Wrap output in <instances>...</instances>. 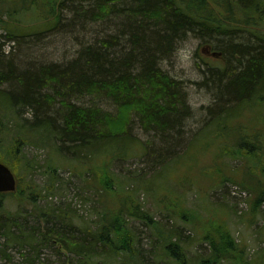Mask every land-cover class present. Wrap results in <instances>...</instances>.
<instances>
[{"label": "trees", "instance_id": "16d2710c", "mask_svg": "<svg viewBox=\"0 0 264 264\" xmlns=\"http://www.w3.org/2000/svg\"><path fill=\"white\" fill-rule=\"evenodd\" d=\"M66 2L78 19L92 15L93 11L84 14L80 9L85 2L96 8V19L118 11L124 28L110 35L108 41L83 47L67 65L50 64L34 71L18 69L13 59H4L0 47V160L8 163L18 178L16 192L0 193V235L6 236L0 244V257L13 260L8 245H19L29 250L20 252V264H188L186 235L178 228L163 231L134 195L126 192L123 196V188L114 187L116 179L110 164L115 158L131 155L125 147L133 141L126 136L133 112L141 118L144 129L154 130L164 145L154 166L159 163L165 167L184 156L185 169L192 171L198 167L200 155L227 135L228 139L216 145H220L217 153L230 155L231 160L243 159L245 173L240 179L227 177L218 164L211 171L204 168L201 174L219 186L234 182L247 190V221L256 224L264 211V0H0V28L9 27V38L17 36L25 28L17 22L27 17L39 19L38 24L44 28L56 27L61 22L60 6ZM191 36L222 52H215L212 62L218 64L210 67L206 76L217 98V103L208 106L211 119H215L206 120L205 130L194 138L184 136V154L164 158L162 152L173 149L172 141L180 135L177 129L183 123L185 126L192 108L188 94L160 62L178 42ZM116 44L121 47L116 48ZM5 84L11 86L4 88ZM70 94L76 99L87 95L108 98L117 105V113L105 111L96 103L78 105L69 100ZM56 100L63 106L61 115L53 107ZM23 106L34 109L33 122L22 117ZM51 106L52 113L48 109ZM45 143H52L59 155H64V148L78 157L104 150L105 160L88 165L99 184L97 190L105 193L108 204L103 214L86 218L71 203L42 207L37 204L36 188L25 197L38 213L32 227L7 211L6 196L24 199L21 165L28 162L27 172V167L37 169L41 164L33 160L31 165L22 149L48 146ZM57 170L52 168V173ZM52 182L44 190L48 194L54 193L51 189L57 180ZM178 206L172 212L192 224L196 239L207 248L197 264L242 263L246 248L234 236L221 207L198 214L186 206L185 200L184 207L181 203ZM133 221L160 230V249L154 246L145 251ZM46 248L56 252V262L42 256Z\"/></svg>", "mask_w": 264, "mask_h": 264}, {"label": "rangeland", "instance_id": "374dc122", "mask_svg": "<svg viewBox=\"0 0 264 264\" xmlns=\"http://www.w3.org/2000/svg\"><path fill=\"white\" fill-rule=\"evenodd\" d=\"M82 5L80 9L84 14L93 11L90 12L92 15L86 14L78 19L73 16L72 9L69 7L71 6L70 2H66L60 6L61 22L56 27L44 28V25L38 24L40 23L39 19H32L27 17L28 15L24 16L27 18H23V22H17L20 27L25 28L23 33L20 32L17 36L12 33L14 38H9V27H1L0 47L4 52V59H13L20 70L31 69L34 71L40 66H49L50 64L67 65L77 57L83 47L99 45L100 41H106L110 35L119 33V29L123 30L125 23L120 15H116L119 13L118 11L109 16L106 15L105 19L98 17L96 19L97 15L94 14L97 12L96 8L89 6L86 2ZM120 13L122 12L120 11ZM118 47L121 46L116 44V48ZM214 47L211 43H205L191 36L178 42L171 54L160 62L161 68L175 80L183 92L188 94L189 105L192 108L191 117L185 120V126L183 123L182 127L177 129L180 135L175 141H172L173 149L170 152H162L166 155L164 158L184 154V136L186 139L194 138L199 132L205 130L203 128L206 127V120L210 121L212 118L208 106L217 103V98L209 89V81L206 82L208 78L206 76L209 74L210 67L218 64L212 62L213 52H220L222 55L220 49ZM225 56L228 57L226 54ZM9 86L11 85L5 84L4 88ZM69 100L78 105L96 103L105 111L117 113V105L108 98L87 95L76 99L75 94H70ZM53 107L59 111V115L64 111L59 100ZM48 109L49 112H53L52 106ZM21 113L24 119H28V122L34 121L35 111L33 108H24L23 106ZM59 120L62 121L61 117ZM251 125L252 123L249 122L250 130ZM127 128L126 136L133 141H128L125 148L131 155L115 158L110 164L116 179L114 187L123 188L121 190L123 196H126V192L134 195L155 216V219L159 221L158 226L162 230L163 228H178L182 235H186L188 264H197L202 255L206 254L207 248H203L205 246H201V242L196 239V231L192 224L172 212V209L179 208L180 203L184 207V200L186 206L192 211H198V214H207L215 206L221 207L226 213L225 218L229 222L234 236L246 248L241 264H264V259L260 260L258 257L259 253L264 254V211L258 215L256 224H249L247 221L249 217L248 193L236 189L237 193L243 196L235 195L233 189L236 187L234 186L236 183L227 182L224 186H219L201 174L204 168L211 171L218 164L224 168V176L240 179V175L245 173L242 167L244 166L242 158L241 161L231 160L230 155L222 154L221 156L220 153H217L220 151V145L218 147L216 145L224 139H228L227 135L213 142L212 148L200 155L198 167L190 171L185 169L184 156L175 158L165 167H161L159 163L154 166L161 154V147L164 145L160 143L161 139L154 130L144 129L141 118L135 112L132 113ZM45 144L48 146L30 145L22 149V153L27 155V159H30L31 165L34 163L33 160H38L41 164L37 169L31 166L27 167L29 170L27 172L25 165L28 162L21 165L20 174L24 199L18 201L11 195L6 196L7 211L15 213L18 220L25 221L28 227H32L36 223L38 213L33 211L34 203L25 197L35 192L34 188H36L37 204L42 207L52 204L62 206L71 203L72 207H76L86 218H96L103 214L108 204L104 197L105 193L97 190L99 184L88 165L105 160L104 150L102 149L99 154L89 153V157H84V155L78 157L67 152L66 148L63 151L64 155H59L55 152L52 143ZM202 145L200 143V147ZM92 157L95 161L89 159ZM54 167L58 169L56 174L52 173ZM186 174L189 175L187 179ZM56 180L54 188L51 189L54 193L48 194V191H44L50 187L52 181ZM223 204L227 206V209L222 206ZM18 209H22L21 213L18 212ZM42 226H46L45 222H42ZM133 226L141 237V246L145 251L151 250L154 246L155 249H160L157 240L161 232L158 228L148 226L141 221H133ZM187 235L193 236L195 240H191ZM5 239V235H0V244L5 242ZM25 248L22 249L19 245H8L13 260L9 261L0 257V264H20L22 259L20 252L25 253L28 247ZM64 254L69 255L68 252ZM42 256L54 262L58 257L51 248L44 249ZM248 261L252 262L247 263Z\"/></svg>", "mask_w": 264, "mask_h": 264}, {"label": "water", "instance_id": "95a60500", "mask_svg": "<svg viewBox=\"0 0 264 264\" xmlns=\"http://www.w3.org/2000/svg\"><path fill=\"white\" fill-rule=\"evenodd\" d=\"M213 55H216L213 52ZM17 187V180L14 172L5 163L0 161V192L14 191Z\"/></svg>", "mask_w": 264, "mask_h": 264}, {"label": "crops", "instance_id": "0c3cea01", "mask_svg": "<svg viewBox=\"0 0 264 264\" xmlns=\"http://www.w3.org/2000/svg\"><path fill=\"white\" fill-rule=\"evenodd\" d=\"M258 257L261 259L262 258V252L259 253Z\"/></svg>", "mask_w": 264, "mask_h": 264}]
</instances>
